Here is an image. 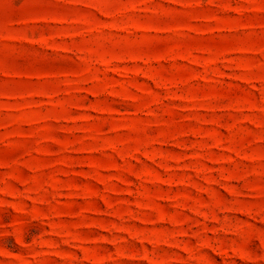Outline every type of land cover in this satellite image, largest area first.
<instances>
[{"label":"rangeland","instance_id":"374dc122","mask_svg":"<svg viewBox=\"0 0 264 264\" xmlns=\"http://www.w3.org/2000/svg\"><path fill=\"white\" fill-rule=\"evenodd\" d=\"M0 264H264V0H0Z\"/></svg>","mask_w":264,"mask_h":264}]
</instances>
